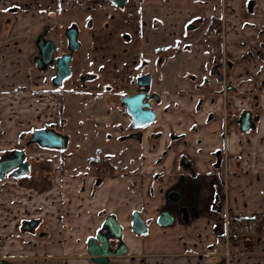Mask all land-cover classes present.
I'll return each mask as SVG.
<instances>
[{
    "label": "crops",
    "instance_id": "0c3cea01",
    "mask_svg": "<svg viewBox=\"0 0 264 264\" xmlns=\"http://www.w3.org/2000/svg\"><path fill=\"white\" fill-rule=\"evenodd\" d=\"M135 1L142 3L140 56L153 61V49H161V62L148 70L155 119L141 137L130 136L137 131L110 100L113 88H56L51 71L35 68L28 21L15 17L0 31V157L21 151L26 178L50 181L37 191L20 177L0 178V264H95L86 241L108 216L126 247L108 264H264V240L228 263L204 257L220 244L226 213L259 216L264 227V0ZM6 13L1 8L0 22ZM219 16L222 57L230 63L222 84L207 76L215 48L196 49ZM223 87L225 98L215 94ZM244 111L253 127L243 133L236 120ZM39 129L61 135L64 145L29 143ZM96 159L109 161L111 172L96 171ZM171 210L174 221L159 224L160 213ZM134 213L146 227L139 235Z\"/></svg>",
    "mask_w": 264,
    "mask_h": 264
},
{
    "label": "flooded vegetation",
    "instance_id": "af4514ba",
    "mask_svg": "<svg viewBox=\"0 0 264 264\" xmlns=\"http://www.w3.org/2000/svg\"><path fill=\"white\" fill-rule=\"evenodd\" d=\"M120 3H121V0H48L47 5H45L46 7L44 6L45 13L49 14L53 19L52 20L48 19L47 21H45L44 24H42L43 26L39 27V30L36 32H35L34 24L31 25L32 30L31 32H28V33H36L35 40H34V55H33V63H34L35 68L39 71H51V83L53 85V79L56 76V64H57L58 59L61 56L70 53L67 34L74 32L76 33V41L78 43V46H77V49L73 50L70 54L69 65H70L71 73H70L69 78L66 79L62 83V85L66 81H71L70 84L73 85L74 87H77V86L86 87L87 81L93 82L95 78L92 75V72L86 71V72H80L79 74H76L74 72L75 69L76 71H78L77 63L79 61L81 62V56H79V53L83 50V45L79 37L80 35L83 34L82 28H85V31H86L85 33L89 34V37H90L89 38L90 45L88 47L89 48L88 52L90 54L93 53L94 55V53L95 54L99 53L101 50H104L105 53H110L111 51H113V49L118 48L119 46L117 45L115 46L114 42L111 44L105 43V39L101 38V35L102 34L108 35L105 37L108 40L112 38V35L114 36V39H117L119 37L118 33L121 32V30H118V29H120L123 26V28L129 30L130 25L131 24L133 25V23L137 22L140 19V14L138 13L141 12V8H142L140 2L135 1V0H126L125 3L123 4H120ZM252 4H253V1H250L247 6L248 11L252 10ZM17 9L18 8L16 7H10L8 8L7 12L13 16V13H16ZM61 11H62V14L64 13L62 17L69 18L68 23H66L67 22L66 20L64 21V19H59V17L57 16V13ZM67 12L69 14H67ZM82 12L87 13V17L84 23L82 22L83 21L81 19L82 16L80 15ZM223 17L224 16H221V17L219 16L217 19V26L211 32L200 35L196 43V49L201 55L205 54L206 51H209L211 46L215 48V52H213L214 58L208 69L207 76L214 78L220 84L225 82L226 69H228V67L230 66V63L226 61L224 57H222V52L224 51L225 39H226V30L224 27ZM97 23L99 25L98 27H96ZM196 27L197 25H195L194 23V24L188 25L187 28L194 29ZM125 33L126 32H122L121 36H123L125 40H128V36H126ZM141 34L142 33H138L139 38ZM49 41L53 45V54H52L50 62L48 64H44L43 59L40 57V51L46 50V44ZM170 51L171 52L174 51V48L171 47ZM160 52H161V49L159 48L153 49V55L155 57L153 58V61H151V59L142 58L143 61L141 62V68L139 72L134 73V74L130 73L132 69H131V66L127 64L129 63V60H130L129 58H127L126 63L122 64V66H124V70H126V72L129 73L128 78H127L128 80L124 83L125 90L122 92V94L123 95L136 94L140 90L138 83L147 82L148 95H150L149 104H150V109L154 113V119H155V112L152 109V103L156 101V99L158 98V95L154 92H150V85L152 82V78L148 70L150 67H152L151 65L156 66L157 64L161 62V56L159 55ZM140 53H141V42L139 44V55H141ZM105 57L106 55L101 57V59ZM91 59L96 60L98 58L97 56L96 57L94 56V59H93V56H91ZM38 63L40 64V67H38L37 65ZM207 80L208 78L204 77L203 82H207ZM62 85L58 87H61ZM227 91H228L227 87H223L219 92H216L215 94H218L219 96H222L223 98H225L227 96ZM114 94H115V88L112 89V95ZM121 106L123 107L122 112L124 113V115H127L126 108L123 105ZM245 113H249V123H250L249 129L253 127L251 112L244 111L236 120L239 131L243 133L249 130L247 129L246 131H243L241 130V126H240V119L243 117ZM145 127L141 129L133 128L137 131V133H134L130 136H132L133 138L141 137L142 131ZM30 137L28 139L29 143H30ZM23 176H27V175H22L19 177H23ZM168 212L171 215L174 214L173 210L168 211ZM261 220L262 218L256 215L231 217L229 216L228 213H226L224 217L225 226L227 224H230L232 221H237V223H245V224H247L248 222H252L255 227L254 232L252 235L247 236L242 242L236 244L230 250L225 252V247H224L225 227H224V232L222 234L220 244L218 245V247H215L211 249L210 251H208L207 253H205L204 257L210 263H215L218 260H222L228 263L232 259V257L254 252V249L257 248L258 243H260L261 240H264V237L262 236V232H261L262 227H263V221ZM31 224H32L31 222L26 223L25 227L29 228ZM121 235H122V229H121ZM119 242L123 244L122 238H120L119 241L112 240L110 242V246L114 248L117 246ZM116 256H119V255H116Z\"/></svg>",
    "mask_w": 264,
    "mask_h": 264
},
{
    "label": "water",
    "instance_id": "95a60500",
    "mask_svg": "<svg viewBox=\"0 0 264 264\" xmlns=\"http://www.w3.org/2000/svg\"><path fill=\"white\" fill-rule=\"evenodd\" d=\"M126 0H121L120 4L125 3ZM68 44L70 53L61 56L56 64V76L53 79V85L58 87L69 78L70 69V54L77 49L78 43L76 41V33H68ZM53 54V45L49 41L46 44V50L40 51V57L44 64H48ZM40 67V64H37ZM140 90L136 94H125L121 96L120 105L126 108V114L130 118V127L141 129L154 119V113L150 109V95H148V85L146 83H138ZM241 130L249 129V113H245L240 119ZM30 142H37L45 147H61L65 143V139L48 129H39L33 131ZM29 164L24 160L21 151H12L9 155L0 157V178L4 175L17 178L22 175L29 174ZM184 217V211H182ZM174 221V216L169 212H162L158 218L161 225H169ZM145 224L140 219L138 213L132 216V231L136 234H142L145 231ZM121 228L112 216H108L103 222L101 229L94 237H89L86 241V251L90 260L95 264H107L110 257L121 255L125 252V246L119 242L116 247L112 248L110 242L112 240H120Z\"/></svg>",
    "mask_w": 264,
    "mask_h": 264
},
{
    "label": "rangeland",
    "instance_id": "374dc122",
    "mask_svg": "<svg viewBox=\"0 0 264 264\" xmlns=\"http://www.w3.org/2000/svg\"><path fill=\"white\" fill-rule=\"evenodd\" d=\"M6 0H0V7L4 4ZM22 1V5L18 6L16 13H13V16L10 15V13L4 14L5 16L1 17V22H0V31L6 32L8 30L9 26L12 24L13 18H18V19H24L28 21L27 26L24 28V30H28V32H31L32 28L31 25L34 24L35 26V32L39 30V27L43 26L45 21L48 19L52 20L53 18L45 13V8L44 6L47 5L48 0H20ZM163 5H168V3L164 0ZM140 4H142L140 2ZM6 11L8 8L13 7V6H4L1 8H5ZM46 7V6H45ZM0 8V10H1ZM44 8V9H43ZM64 14V13H63ZM62 11L57 13V16L59 19H64L68 23L69 18H64ZM67 14H69L67 12ZM82 16V22L86 20L87 13L82 12L80 14ZM7 17V18H4ZM101 20V19H100ZM99 20V21H100ZM65 23V24H66ZM14 24V23H13ZM98 23L96 24V27H98ZM95 27V25H94ZM121 27V26H120ZM121 30L120 33H118L119 37L117 39H114V36L112 35V38L108 40L105 38L106 34H102L101 38L105 39V43H115V46H119L118 48L113 49L110 53H105L104 50H101L99 53H89V34H86L85 28H82L83 34L80 35V40L83 45V50L79 53V56H81V62L79 61L77 63V69H75V73L79 74L80 72H92V75L94 76V81L93 83H99L102 87H110V88H115V94L112 95V98L110 97V100H115L116 103H120L121 96L123 95L122 92L125 90L124 88V83L128 80V74L126 70H124V66H122L123 63H126L127 58H129V64L131 66V71L130 73H137L139 72L141 68V62L143 61L142 57L139 55V44H140V39H139V30H138V25L137 23H133V25H130V29H125L123 26L118 29ZM122 32H126L125 35L128 36V40H125L123 36H121ZM151 31H146V33H150ZM85 33V34H84ZM124 34V33H123ZM200 36V35H199ZM112 40V42H111ZM161 53V52H160ZM159 53V54H160ZM78 55V54H77ZM106 55L105 58L101 59ZM91 56H94L98 59H91ZM84 57V58H83ZM83 58V60H82ZM81 63V64H80ZM74 64V63H73ZM72 64V65H73ZM126 66V64H125ZM80 67V68H79ZM71 81H66L64 86L66 87L71 85ZM116 82V83H114ZM73 83V82H72ZM87 84L91 83L90 81L86 82ZM37 164L32 167L34 168L35 172V167ZM43 168H46L43 164H40L38 167V170L40 169L42 171ZM45 170V169H44ZM35 180H43V178L40 179H35ZM262 236H264V227H262ZM250 238V237H249Z\"/></svg>",
    "mask_w": 264,
    "mask_h": 264
},
{
    "label": "built area",
    "instance_id": "2783aa9c",
    "mask_svg": "<svg viewBox=\"0 0 264 264\" xmlns=\"http://www.w3.org/2000/svg\"><path fill=\"white\" fill-rule=\"evenodd\" d=\"M205 41V39H204ZM254 224L252 222L237 223L232 221L225 226L224 233V247L225 252L230 250L236 244L242 242L247 236L252 235L254 232Z\"/></svg>",
    "mask_w": 264,
    "mask_h": 264
},
{
    "label": "trees",
    "instance_id": "16d2710c",
    "mask_svg": "<svg viewBox=\"0 0 264 264\" xmlns=\"http://www.w3.org/2000/svg\"><path fill=\"white\" fill-rule=\"evenodd\" d=\"M36 143V142H34ZM90 164L94 166L96 171H100L102 168L107 170L109 173L111 172V165L110 162L104 159H96L90 161ZM19 184H22L24 186H29L34 188L37 191L45 190L49 187L50 181L47 178H43V180H35L33 178L28 179L26 176L20 177L18 180Z\"/></svg>",
    "mask_w": 264,
    "mask_h": 264
}]
</instances>
